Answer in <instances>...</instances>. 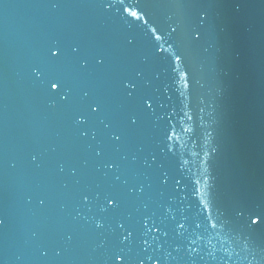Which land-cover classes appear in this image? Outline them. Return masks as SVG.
Here are the masks:
<instances>
[{
    "label": "water",
    "instance_id": "1",
    "mask_svg": "<svg viewBox=\"0 0 264 264\" xmlns=\"http://www.w3.org/2000/svg\"><path fill=\"white\" fill-rule=\"evenodd\" d=\"M0 264H264V0H0Z\"/></svg>",
    "mask_w": 264,
    "mask_h": 264
},
{
    "label": "snow or ice",
    "instance_id": "2",
    "mask_svg": "<svg viewBox=\"0 0 264 264\" xmlns=\"http://www.w3.org/2000/svg\"><path fill=\"white\" fill-rule=\"evenodd\" d=\"M189 8H197V6H196V4H191V6ZM131 15L135 17L137 15V13L136 12H132ZM204 15H206V14L196 13L188 21V24H187V36H188V39L192 43H195L199 39V35H198L199 27H197V25H202L203 23H206V21L204 19ZM177 27H180V25H177ZM176 31H177V28H173L172 29V32H176ZM160 39H161L160 36H156V40L157 41L160 40ZM176 59H177V61H179L180 57L176 56ZM57 82L61 83V86H62V82H60V81H57ZM51 87L53 89H56L57 88V83H52ZM249 219H251V218L249 217ZM251 222L252 223H256V221H251ZM177 223L179 224V228L180 229L186 230L185 229V223H181L179 221H177ZM195 228L197 230H199L201 228V225L200 224H196ZM215 229H216V224L213 223L211 225V230H215ZM208 232H209V227H208L207 224H205L204 228H203V231H201V234L208 233ZM180 235H183V232H181ZM211 239L208 240V244L209 245L211 244ZM195 244H196V240H192L190 242V247H191V245H195ZM242 249L245 252H249L250 251L249 248H248L247 242L244 243Z\"/></svg>",
    "mask_w": 264,
    "mask_h": 264
}]
</instances>
